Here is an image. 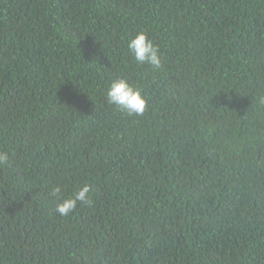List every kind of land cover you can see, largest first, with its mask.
Instances as JSON below:
<instances>
[{
  "label": "trees",
  "instance_id": "trees-1",
  "mask_svg": "<svg viewBox=\"0 0 264 264\" xmlns=\"http://www.w3.org/2000/svg\"><path fill=\"white\" fill-rule=\"evenodd\" d=\"M262 100L264 0H0V264H264Z\"/></svg>",
  "mask_w": 264,
  "mask_h": 264
},
{
  "label": "clouds",
  "instance_id": "clouds-1",
  "mask_svg": "<svg viewBox=\"0 0 264 264\" xmlns=\"http://www.w3.org/2000/svg\"><path fill=\"white\" fill-rule=\"evenodd\" d=\"M127 47L136 64H147L153 69L161 68L162 56L159 45L149 38L146 31L136 32L128 40ZM105 97L109 105L129 116H143L149 107L142 90L124 78L112 80L106 86ZM8 158V152L0 149V164L5 163ZM90 193L91 186L87 183L77 186L70 195H66L60 186L54 187L51 196L55 198V212L60 217H68L76 211L78 205L91 206L93 201Z\"/></svg>",
  "mask_w": 264,
  "mask_h": 264
}]
</instances>
